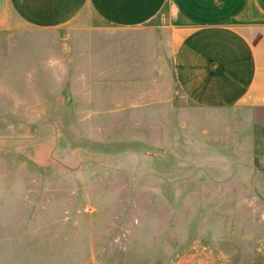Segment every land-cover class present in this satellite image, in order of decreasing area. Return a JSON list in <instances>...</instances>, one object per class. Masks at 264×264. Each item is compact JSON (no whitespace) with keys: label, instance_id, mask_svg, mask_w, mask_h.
<instances>
[{"label":"rangeland","instance_id":"obj_1","mask_svg":"<svg viewBox=\"0 0 264 264\" xmlns=\"http://www.w3.org/2000/svg\"><path fill=\"white\" fill-rule=\"evenodd\" d=\"M109 35L77 21L0 31V251L15 264H264V109L176 93L77 122V43Z\"/></svg>","mask_w":264,"mask_h":264},{"label":"crops","instance_id":"obj_2","mask_svg":"<svg viewBox=\"0 0 264 264\" xmlns=\"http://www.w3.org/2000/svg\"><path fill=\"white\" fill-rule=\"evenodd\" d=\"M75 21L111 36L77 43V122L163 109L176 93L199 109H264V0H0V31Z\"/></svg>","mask_w":264,"mask_h":264}]
</instances>
